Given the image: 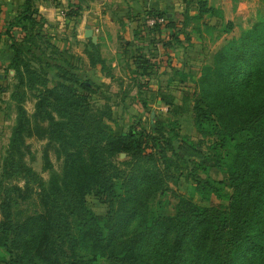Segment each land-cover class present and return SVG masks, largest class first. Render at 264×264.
Masks as SVG:
<instances>
[{
  "label": "trees",
  "instance_id": "trees-1",
  "mask_svg": "<svg viewBox=\"0 0 264 264\" xmlns=\"http://www.w3.org/2000/svg\"><path fill=\"white\" fill-rule=\"evenodd\" d=\"M36 1L23 0L0 32V44L7 39L13 51L6 71L14 72L0 93L10 92L16 111L0 158V264H264V10L237 36L234 22L225 25L197 91L187 94L203 150L160 121L116 134L112 106L94 100L100 88L47 34ZM196 5L192 21L218 13L206 0ZM77 16L76 9L68 15L76 23ZM192 21L165 24L163 47L187 41ZM84 53L91 67L106 70L98 46L89 42ZM142 64L136 72L147 75ZM160 98L170 112L174 96ZM31 139L46 141L47 180L28 161ZM122 154L127 160L119 161ZM207 163L223 178L211 177ZM184 174L204 204L170 187ZM170 193L173 214L162 211ZM90 195L106 214L90 208Z\"/></svg>",
  "mask_w": 264,
  "mask_h": 264
},
{
  "label": "crops",
  "instance_id": "crops-1",
  "mask_svg": "<svg viewBox=\"0 0 264 264\" xmlns=\"http://www.w3.org/2000/svg\"><path fill=\"white\" fill-rule=\"evenodd\" d=\"M206 1L210 7L217 9L228 5L230 0ZM22 4L23 0H0V32L5 30V25L17 14ZM36 5L40 16L48 22L46 32L62 40L59 46L63 52L66 53L71 49L70 46L75 47L78 43L84 46L82 52L75 54L82 65L80 73L84 79L97 86L116 82L120 86L134 83L136 86L141 84L151 87L145 93L138 87L131 93L125 87L120 88L117 95L121 100H147L146 95L152 92L158 97V89L153 85H163L166 77L170 83L175 84L179 73L187 76V81L191 79V70L196 67L194 59L197 54L194 49L185 44L187 41L183 36L180 46L164 48L163 42L168 40L165 25L153 29L147 26V20L150 16H162L166 24L177 21L184 28L183 22L186 19L192 21L197 15L196 0H57L55 3L37 0ZM74 9L78 10L77 23L73 21L74 18L68 17ZM190 26L185 28L186 31ZM88 27L97 37L94 45L98 46L105 62L104 72L91 67L84 53L86 45L92 42L85 38ZM164 56L169 58V62H164ZM12 57L13 51L5 39L0 44V70H6ZM140 62L145 63L142 65L147 68V75L142 76V73L136 72ZM3 78L0 74V79Z\"/></svg>",
  "mask_w": 264,
  "mask_h": 264
},
{
  "label": "rangeland",
  "instance_id": "rangeland-1",
  "mask_svg": "<svg viewBox=\"0 0 264 264\" xmlns=\"http://www.w3.org/2000/svg\"><path fill=\"white\" fill-rule=\"evenodd\" d=\"M222 8L219 6L217 8V15L213 17L206 16L204 20L191 22L190 28L186 31L188 33V40L185 42V44L188 45V47H192L195 51L194 53L197 54L194 59L196 67L194 70H191L190 73L191 79L190 81H187V76H182L183 73H179L177 75L179 77L178 82L175 84L170 83L167 79L168 77H166L163 85H153L155 89H158L159 96H155V92H152V94L146 95L147 100H142L143 102H147L149 109H146L143 106V103L139 100H121L117 95L118 90L120 88L123 89L124 87L128 93L136 91L135 88L137 86L134 83H127L125 86H120L118 83L114 82L110 85L98 86L100 88V92L94 97V100L97 101L98 105L110 104L112 106L113 122H108V124L113 128L116 134H124L133 126L138 128V130L139 128H148L150 122L160 121L169 124L175 132L182 136H186L189 141L193 142V144L197 145L199 148L202 144L201 146L203 150H206L205 144L203 145L205 141H201V137L195 130L192 99L187 94H192L197 91L196 82L200 77L203 66L208 60L210 52L226 37L223 34L225 25L230 21L234 22L237 26L235 35H239L242 31L250 27L251 23L256 20L258 13L261 10H264V0H230L228 5H222ZM54 39L58 42V45H60L62 40L59 37H55ZM74 46L75 47L70 46L71 49L66 51V53L68 54L70 60H75V66L79 67L81 71L82 65L77 60V55L82 52L84 46L79 45V43ZM164 62H169V58L166 59V56H164ZM163 72L166 71L164 70ZM0 74L4 76L3 79H0V85L11 88L13 85L14 72H7L6 70L1 69ZM144 88L145 89L143 90L145 93L148 92L151 87L144 86ZM172 93L176 95H174V106L169 112L168 107L161 101L160 96L161 94L171 95ZM34 102L35 101L31 99L25 103V107L29 114H32L34 111ZM15 119V105L10 100V92L4 94L0 93V158L8 147ZM28 143L30 144L31 151L34 154V161H30L28 158L30 165L36 172L40 173L45 180H47L49 174L48 172L43 171L42 159L46 141L31 139ZM186 150L189 154L196 155L194 150L188 147H186ZM49 155L55 169L59 170L61 163L57 160L56 155L53 151H50ZM125 160H127L125 155L120 156L119 161ZM207 164L211 177L216 179L223 178V174L220 171L216 168H211L209 163ZM201 175L204 176L202 173ZM170 187L175 193L185 196L196 203L204 204L200 196H198L194 191L191 183L187 180L186 174L179 177L176 181L171 182ZM87 200L90 208L96 213L102 215L107 213L108 208L100 204L98 199H96L93 195L88 196ZM176 204L177 199L173 193H170L168 197V204L162 211L164 213L173 214Z\"/></svg>",
  "mask_w": 264,
  "mask_h": 264
},
{
  "label": "built area",
  "instance_id": "built-area-1",
  "mask_svg": "<svg viewBox=\"0 0 264 264\" xmlns=\"http://www.w3.org/2000/svg\"><path fill=\"white\" fill-rule=\"evenodd\" d=\"M166 24V19L164 17L161 18H149L147 20V26L150 28H154L156 25L164 26Z\"/></svg>",
  "mask_w": 264,
  "mask_h": 264
},
{
  "label": "water",
  "instance_id": "water-1",
  "mask_svg": "<svg viewBox=\"0 0 264 264\" xmlns=\"http://www.w3.org/2000/svg\"><path fill=\"white\" fill-rule=\"evenodd\" d=\"M85 38L91 40L93 44L97 43V37L94 36L93 30L89 27L86 28ZM121 156H124V154H122Z\"/></svg>",
  "mask_w": 264,
  "mask_h": 264
}]
</instances>
